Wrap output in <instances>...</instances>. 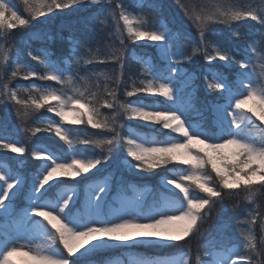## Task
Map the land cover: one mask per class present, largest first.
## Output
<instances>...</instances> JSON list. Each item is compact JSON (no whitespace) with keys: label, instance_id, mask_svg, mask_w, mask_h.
<instances>
[{"label":"snow or ice","instance_id":"1","mask_svg":"<svg viewBox=\"0 0 264 264\" xmlns=\"http://www.w3.org/2000/svg\"><path fill=\"white\" fill-rule=\"evenodd\" d=\"M102 2L25 0L29 18H24L18 14L13 0H0V36L6 38L10 30L26 28L32 19L48 16L56 10H75L85 4L101 6ZM106 2L110 7L106 10L101 7L99 13L85 17L84 22L99 20L104 24L108 19L114 20L120 47H111L103 55L98 48L95 51L89 48L85 58L78 52L80 42L77 41L72 47L75 59L71 62L41 59L29 52L33 59L40 61L43 74L19 62L17 50L11 78L23 73L25 80L38 77L60 87H9L10 80L0 87V103L14 102L22 120L45 108L59 117V121L42 117L39 126L24 130L33 136L41 132L54 133L67 145L69 153L65 157L46 145L33 146L31 156L42 162V168L33 180L27 206L19 211L13 206L14 198L24 182L7 166L0 167V210L6 217L18 218L16 230L0 232V264H17L15 257L18 256L26 258L25 264H99L93 257L114 247H166L198 232L200 222L209 214L213 203L222 198L223 190H243L249 203L264 193V127L261 126L264 125V0L258 6L250 0L245 4L214 0L212 10L200 11L175 0L198 29V41L193 44L190 54L174 50V41L182 32L179 28L173 30L167 19L161 18L147 27L142 15L128 12L122 4L113 5L112 0ZM139 6L163 12L160 0H148L147 4L140 2ZM244 20L258 22L259 28L252 37L234 33L242 41L247 57L235 61L238 70L234 82L230 83L223 73L209 70L212 78L207 81V87L221 90L219 100L224 101L213 103L214 120L209 122L203 111L196 109V97L186 95L183 88L173 83V73L181 72L179 65L191 62L200 54L209 63L219 59L230 65L235 58L223 44L209 40L206 31L214 23L231 26ZM125 31L131 41L157 42L167 64L165 68L157 69L149 61H141L146 65L145 79H141L139 85L134 82L130 90L125 88L123 94L126 97L139 93L160 96L165 98L163 102L119 100L117 93L125 66ZM10 51L0 43V79H4L3 62L7 61ZM94 62H115L119 66L118 74L100 73L106 82L103 85L106 96L100 92L98 81L90 83L89 77L72 75V63L91 65ZM184 75L186 80L191 79L190 74ZM78 81H83L84 87ZM21 94L27 95L28 99H21ZM249 102H253V106L249 107ZM102 108L113 111L107 115ZM194 112L200 119H194ZM123 117L142 121L149 128L160 125L161 131H169L165 139H157L155 135L125 127L120 122ZM65 125H87L107 135L80 137L73 135L71 128ZM78 145H90L100 149L101 154L90 156ZM121 145L126 149V156L136 162L132 164L125 159L124 163L131 169L151 172L169 165L185 167L179 172L168 169V174L162 177L167 194L151 205H145L141 200L128 207L104 212L103 196L99 195L106 192L107 185L103 184L91 191L82 209L74 211L76 204L69 193H74L75 189L62 186V178L75 179L106 164ZM0 149L18 154L27 151L19 141L2 135ZM193 188L204 195H194ZM257 221L264 230V213L259 206L249 211L247 219L241 222L247 227L240 229L243 237L240 244L217 251L211 243H206L195 257V264H264V259L254 260L256 256L264 258V248L258 249L254 234ZM130 264H193V261L191 252L187 251L179 258L138 257Z\"/></svg>","mask_w":264,"mask_h":264},{"label":"trees","instance_id":"2","mask_svg":"<svg viewBox=\"0 0 264 264\" xmlns=\"http://www.w3.org/2000/svg\"><path fill=\"white\" fill-rule=\"evenodd\" d=\"M237 0H233L235 3ZM143 2L145 4L148 3V0H120V4L123 5L124 8L133 10V12H139L141 9H144L147 13L154 16L157 19H167L169 21V25L173 30L179 28L182 32L181 37L178 40L174 41L173 47L176 50L178 47L183 49L192 50L193 44L198 41V29L191 22V20L185 15L183 10L179 7V5L175 2V0H160V3L163 5V12H157L150 7H140L139 3ZM181 3L189 6L190 8H195L197 11L201 9L210 10L214 0H180ZM218 2V0H217ZM99 13L96 7H91L85 11L79 12L74 16L70 17L68 20L61 21L59 23L55 22L48 29H41L34 34H30V32H26V28L17 27L16 29L10 30L7 34L6 38L4 36H0V43H4L6 47H8L11 51L9 52V57L7 62H4V79H0L1 83H7L9 80L11 81L9 87H14L18 84V77L10 78L8 73L10 74V69H13V66L16 62L17 58V50H19V62L29 63L38 70H42V65L39 60L33 59L32 56L29 55V52H40V53H49L51 58L54 61H62L69 60L70 62L73 59L72 56V47L73 44L77 41L80 43L86 44L93 51L97 48L100 50L101 55L107 53L111 47H120V39L116 34L117 29L115 30L114 24L109 27L104 24L99 23V20H94L89 23L84 22L85 17L92 16L93 14ZM120 28L123 30V23L120 22ZM259 28L258 22L251 20H244L240 22H236L231 26H225L222 24H211L207 31L206 36L211 41L219 42L223 44L231 53V56L234 57L235 61L245 60L246 53L243 46L240 44V39L234 33H240L245 37H252L256 34V30ZM25 29V30H24ZM113 30V33L110 32ZM124 69H123V77L121 86L118 90V94L122 95V102H127L132 100L133 98H140L141 95H136L133 97H126L123 92L124 89H131L132 84L135 82L139 84L140 79L143 77V65L141 63L142 59L151 57L153 60L154 66L157 69H163L166 67L165 61L161 58L157 47L155 45L147 44V43H138L137 41H131L127 38L126 31L124 32ZM209 51L211 49L209 48ZM136 55L141 59L137 60L133 57ZM197 59L192 63L187 64L189 70H195L197 72V78L195 80V85H197L195 91V104L198 110L203 111V115L208 118L209 122L213 121V111H212V100H219L220 94L215 91H210L206 89L204 84L203 74L206 69H199V61L204 60L203 55H197ZM6 66V67H5ZM64 65L62 64V67ZM72 67L74 69L72 75L74 77H89V82L92 83L94 81H98L101 85L100 92L106 96L104 92L103 85L106 83L104 77L100 75V73H105L107 75L118 74L119 66L115 62H107V63H97L94 62L91 65H85L81 63L80 65H76L72 63ZM211 67L219 70L222 73H226L229 82H234V77L236 75L237 69L228 68L225 65L220 63L211 64ZM95 74L94 76L92 74ZM167 74V73H165ZM30 80H34L35 83L43 86H53L58 87L59 84L52 81H43L38 77ZM30 80L25 81L28 83ZM81 86L84 87L83 81H78ZM110 87L111 82H108ZM95 90V89H93ZM148 101H160L164 100L159 98H147ZM17 105H15L12 101H5L4 103H0V116H3L5 120L0 123V135L6 136L7 138H13L16 136H20L27 140H30V145L28 148V152H31V146L33 143H40L42 145L48 146L50 149L57 151L58 153L68 157L69 153L67 150V145L58 139L37 134L35 136L31 135L29 132H26L24 129L29 128V124H36V118L39 120L42 117H47L51 120L58 121L60 118L55 116L53 113L47 112V108L40 110L38 113L33 114L27 120L21 119L22 124L18 125L16 123L17 116ZM13 111L12 115L8 111V109ZM206 109V110H204ZM193 113L194 119H200L199 116ZM16 118V119H15ZM125 119L126 126L133 127L135 130L139 132H154L159 139H165L166 133L169 130L161 131L160 125H154L152 128L146 127L144 122L138 121L135 119H128L127 117H123ZM258 123V122H257ZM32 124V125H33ZM31 126V125H30ZM264 127L263 125H261ZM65 127L71 128L73 135L77 136H93L94 134H100V130L93 129L87 125H65ZM78 148L82 149L88 155L95 154L100 155V149H95L92 146H84L78 145ZM123 149H125L123 147ZM26 151V152H27ZM13 154L9 156H5V158L10 160L12 171H23V167H25L28 163L27 161L23 162L24 165L21 169H18L19 163L23 160L22 158L26 154ZM26 158V157H25ZM32 158V156H31ZM28 160V157L27 159ZM41 161L32 158L30 164L33 169L37 168ZM185 166L182 165H169L167 168L161 167L158 169L152 170L151 173L139 176L132 175L127 170L118 168L116 174L111 179V188H110V196L109 199H112L113 195L119 196L123 191L127 190L130 193H133V185L135 184H149L151 187L150 193L145 198V203L148 205L153 204L156 200H158L162 195L167 194V190L165 186L161 182V177L163 175L168 174V169L174 168L177 172L182 171ZM214 179L215 174L213 173ZM84 176L76 177L75 179L63 178L62 186L71 184V183H79L81 184ZM218 187V184H217ZM79 196L75 202L76 208H81V204L84 197V186L80 185ZM193 193L197 195H204L199 192L198 189L193 188ZM243 190H238L234 192H229L228 190H223V195L221 199L216 200L212 207L210 208L209 214L205 217L203 221L199 224V230L194 235L188 237L185 241L177 242L172 245L166 247H145V246H137L132 247V249L136 253H143L146 255H154V254H162V255H170L174 253L190 251L192 256L193 264H195V257L200 253L202 246L212 239L216 233L217 229L223 224L227 223L226 219L228 217V213L234 209L238 211L241 206L244 205ZM246 195V194H245ZM51 196V195H50ZM264 193L257 195V203L259 204V209L262 213H264ZM245 197V196H244ZM20 201V200H19ZM254 234L257 238L258 249L264 248V233L260 227L259 221L254 228ZM238 241V237L230 236L226 239V245L228 246L234 242ZM121 248H131V247H114L108 251L101 252L93 257L95 260L102 264L106 261L111 260L114 256L121 253ZM75 259V258H73ZM264 258L256 256L254 260L260 261Z\"/></svg>","mask_w":264,"mask_h":264},{"label":"rangeland","instance_id":"3","mask_svg":"<svg viewBox=\"0 0 264 264\" xmlns=\"http://www.w3.org/2000/svg\"><path fill=\"white\" fill-rule=\"evenodd\" d=\"M29 2H31V0H29ZM246 2H248V0H237L235 3L245 4ZM250 2H252V3H254V4H256L258 6L260 4L261 0H250ZM13 3L15 4V7H16V10L18 11V14L22 15L24 18H29V14H28V10H27V5L25 4V0H13ZM117 3L120 4V0H112V4L113 5H115ZM91 7H93V6H91ZM91 7H89L87 4H85V5L77 6V8L75 10L74 9H65L63 11L56 10V12L51 13L48 16H43V17H38L36 19H32L31 22H30V25L28 27H26V30L25 29L24 30L26 32H30V34H34V33H36L37 31H39L41 29H48L49 26H51L55 22L59 23V22L64 21V20H68L70 17L74 16L75 14H77L79 12H82V11H85V10L91 8ZM94 7H96L98 9V11L100 12L101 7L106 10L108 7H110V5L107 4L106 0H103L101 6H94ZM126 10L128 12H130L132 14H135V15H138V16L142 15L144 17L145 21H146V26L147 27H151L156 20H159V19L155 18L154 16L150 15L149 13H147L144 9H141L139 12H136V13L133 12V10H129V9H126ZM210 10H212V7H211ZM101 18H103V16H101ZM113 24H114V28L116 30L117 29V25H116V22L114 20L108 19L107 23H104L105 26H109V27H111ZM112 33H113V30L110 32V34H112ZM137 42L147 43V44L155 45L157 47V42L148 41L146 39L139 40ZM240 44L242 45V41L241 40H240ZM89 48L90 47H88L86 44L79 43L78 52H79L80 55H83L85 58H87L88 49ZM157 49H158V47H157ZM176 51L183 52V53H188V54L191 53V50L183 49L181 47H178L176 49ZM158 52H159L161 58L164 60L163 53L159 49H158ZM31 53L33 55L40 56L41 59L46 58V57L52 59L51 56L49 55V53H47V52H45V53H40V52L33 53V52H31ZM133 57L135 59L139 60V58L135 54L133 55ZM74 59L75 58L73 57L72 61H74ZM196 59H197V57H195L191 62L182 63L181 65H179V67L181 68V72L173 73V83H175L177 86L183 88L185 93H186V95L187 94L195 95L196 85H194V83H195V79H196V76H197V72L195 70L194 71L193 70H188L187 64L192 63ZM144 60H147L152 65H154L151 58L148 57V58H146ZM215 62L221 63V64H223V65H225V66H227L229 68H234V69L238 70V65L235 63V60L230 65H228V62L220 61L219 59L211 61L210 64H213ZM22 63H25V62H22ZM165 63L167 64L166 61H165ZM3 64H4V62H3ZM25 64H27V63H25ZM198 64H199V69L200 70L202 68L206 69V72H205V75H204L205 76L204 84L206 86V89L210 93L211 89L207 87V81L211 80V78H212L211 75L209 74V70L211 69V70L217 71V72H220V71L216 70V69H214V68H212L210 66H207L209 64V62L206 61V60L201 61V59H200ZM27 65L30 66L31 68L35 69L40 74H43V72H44L43 68H42V70H38V68H36L35 66H33V65L29 64V63ZM142 65H143V71H144V67L146 65H144V64H142ZM12 70H14V66H13ZM12 70L10 69V72ZM257 70L259 71V69H257ZM185 73H188V74L191 75V79L190 80H186V77L184 75ZM220 73H222V72H220ZM223 74L228 79L227 74L226 73H223ZM8 76L11 78L9 73H8ZM17 77H18L17 78L18 84H16V86L17 85H23V86L36 85V86H38L40 88L53 87V86L39 85V84L35 83L34 80H30V79H28V80H30L28 83H25V81H28V80L23 79V73H21ZM31 79H33V78H31ZM141 79H145L144 75H143V77ZM235 79H236V75H235ZM3 84L4 83H1V81H0V87H2ZM137 85H139V84H137ZM16 86H14V87H16ZM59 87H60V85L58 87H56V88H59ZM81 87H83V86H81ZM212 90L213 91L217 90V92L221 94V90H218V89H212ZM137 95H141L142 97L133 98L131 101L138 100V99H143V100H145V102H150V101L147 100V98L160 97V96H150V95H147V94H144V93H139ZM20 98L21 99H28L27 95H24V94H21ZM118 98H119V100L122 101V95L121 94H118ZM161 99L164 100L165 98L161 97ZM214 102L223 103L224 101L212 100L211 101L212 111H213V103ZM248 106L249 107L253 106V102H249ZM8 111L12 115L13 111L10 108L8 109ZM101 111L104 112L107 115H110L113 110L107 109V108H102ZM17 118H18V120L15 118L16 119V123L18 125L22 124L23 122H21V117L17 116ZM4 120H5V118L3 116H0V123H2ZM40 120L41 119L38 120L36 118L37 123L33 124L34 123L33 122L32 123L33 125L29 124V128L39 126L38 122ZM213 120H214V111H213ZM120 122L122 124H124L125 127H130V126H126V124H125L126 121H125L124 118H122ZM257 122L260 123L259 121H257ZM131 128H133V127H131ZM99 133L100 134H94L93 137L97 136V135H101V134L107 135V133H101V130H100ZM140 133L155 135L157 137V139H159L158 136L154 132H149V133L148 132H140ZM38 134L51 136V137H54V138L59 140V138L56 137L54 133L41 132V133H38ZM84 136H80V137H84ZM25 137H26V139H24V138H22L20 136H16V137L9 138V139L19 141L20 144L24 145L26 147V149L28 150L29 145H30V140H27V138H28L27 136H25ZM61 142H63V141H61ZM37 144H40V143H33L32 144L31 151H32L33 146L37 145ZM40 145H42V144H40ZM13 154H17V153H13V152H11L9 150L0 149V167L7 166L12 171L10 160L5 158V156H9V155H13ZM90 156H98V155L91 154ZM27 157H28V160H26ZM32 158H31V152L27 151L26 154L24 155V157L22 158L23 160L19 163V167H18V169H21V167H23V165H24L23 162L27 161L28 164L25 167L22 168L23 171H18V170L14 171V172L12 171V173L14 175H19L21 177V179L23 180V182H24L23 185L20 186L21 190H20L18 196L16 198H14L13 206L15 208H17L18 211L21 210L23 207L27 206L28 197L31 195V191H32L33 180H34V178H35V176L37 174V171L42 168V162H40L39 165L37 166V168H35V169L30 167L31 166L30 161L32 160ZM125 159H127L132 164L136 163L134 160H132L131 157H127L126 156V149H123V146L121 145V147L118 150H114V152L111 154V156H110V158H109V160H108V162L106 164H101V165H99L97 167V169H93L89 173L83 174L82 176H84V179L82 180L81 184H79V183L78 184L77 183H71V184L64 185L66 187H70V188L75 189L74 193H69L70 195H73L74 202H76V200H77V198L79 196L80 185L84 186V197H83V201H82V204H81V208H79V209L83 208V206L85 204V201H86V198H87V196H89L91 194V191L95 190L99 185H103V184L107 185L106 192L103 193V194H99V193L98 194L103 196L102 203H103V211L104 212H109V211H112V210H115V209H118V208H121V207H128V206H131L132 204L136 203L137 201H141V200L145 204V198L149 194V192L151 191V187H150L149 184H142V185L135 184V185H133V188H134L133 193H130L127 190H125L119 196L113 195L112 199L108 200V197L110 196L111 179L116 174L118 168H120V170L121 169H125L130 174L139 175V176H142V175H145V174H148V173L152 172V171L151 172H143V171H140L138 169H131V168L128 167L127 164L124 163ZM164 176L165 175H163L162 177H164ZM162 177H161V182H162ZM46 187H48V186H46ZM13 191H16V189H13ZM176 191L178 192L179 190H176ZM193 194L197 195L196 193H193ZM244 196H245V193H244L243 196H241V198L243 197L244 205L241 206V208L238 209V211H235L234 209H232L227 214L228 217H227L226 221L229 224L221 225L217 229L216 235L212 239H210L209 241L206 242V243H211L217 251H222V249H224L226 247H231V246H234V245H238L243 240V237L241 236V233H240V229L241 228H246L247 224L246 223H241V222L245 221L247 219V215H248L249 211H251L253 208H256L259 205L257 203V197L255 198V201L253 203H249V202L246 201ZM48 198L50 199L51 196L49 195ZM262 199H264L263 196H262ZM145 205H147V204H145ZM17 219H18L17 217H6L3 214V211L0 210V232L4 231L5 229H7L8 231L16 230L18 228ZM36 219H40V218L37 217ZM262 231L264 233V230H262ZM233 235L239 238L238 243L234 242V243H232V244H230L228 246H224V245L227 244L226 243V239H228L230 236H233ZM21 242H23V241H21ZM133 249H132V247L131 248H126L122 254L114 256L111 260H109L107 262H104L103 264H130L131 260H133L135 258H138V257H149V258H153V259L179 258L181 255H183L184 252H186V251H184V252L174 253V254H170V255H162V254L146 255V254H143V253H138L137 254ZM15 259L17 261V264H25V261H26L25 257H19L18 256V257H15Z\"/></svg>","mask_w":264,"mask_h":264}]
</instances>
